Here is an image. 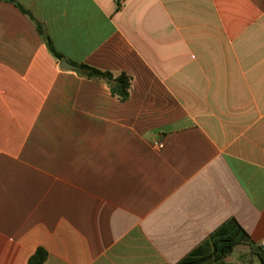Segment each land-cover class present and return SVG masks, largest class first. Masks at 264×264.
<instances>
[{"label":"crops","instance_id":"0c3cea01","mask_svg":"<svg viewBox=\"0 0 264 264\" xmlns=\"http://www.w3.org/2000/svg\"><path fill=\"white\" fill-rule=\"evenodd\" d=\"M230 218L264 252V0H0V264H260Z\"/></svg>","mask_w":264,"mask_h":264},{"label":"trees","instance_id":"16d2710c","mask_svg":"<svg viewBox=\"0 0 264 264\" xmlns=\"http://www.w3.org/2000/svg\"><path fill=\"white\" fill-rule=\"evenodd\" d=\"M5 1L12 2V0ZM22 11L24 10L22 9ZM36 28L37 31L42 34V29L38 23H36ZM48 46L52 53L58 59L62 58L54 50L49 41ZM79 68L82 72H85V75L88 77H96L103 79L107 83L111 94L117 97L119 100H126L128 98L130 80L126 74L120 73L114 76L108 71H100L86 65H80ZM209 239L213 241L215 249L220 256H226L230 254L233 248L239 244L248 245L252 247L253 250L256 249L254 248L253 242L250 240L247 233L241 228V226L237 223L234 218L227 219L225 222H223L217 229H215L209 235ZM254 252L259 258L260 264H264V252L260 250H258L257 252L256 250H254ZM45 256L46 253L40 249L35 253L34 256L30 258L28 264H41L45 259Z\"/></svg>","mask_w":264,"mask_h":264},{"label":"water","instance_id":"95a60500","mask_svg":"<svg viewBox=\"0 0 264 264\" xmlns=\"http://www.w3.org/2000/svg\"><path fill=\"white\" fill-rule=\"evenodd\" d=\"M60 66L66 68V69H77L78 68L76 65L70 64L66 60H62Z\"/></svg>","mask_w":264,"mask_h":264}]
</instances>
